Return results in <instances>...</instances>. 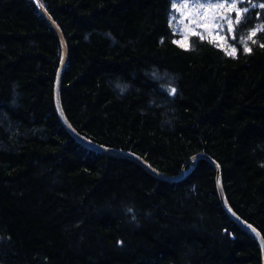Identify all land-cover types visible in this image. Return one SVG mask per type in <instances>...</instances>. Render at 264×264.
<instances>
[{
	"label": "trees",
	"instance_id": "obj_1",
	"mask_svg": "<svg viewBox=\"0 0 264 264\" xmlns=\"http://www.w3.org/2000/svg\"><path fill=\"white\" fill-rule=\"evenodd\" d=\"M38 1L68 42L74 129L169 176L206 153L264 238V0H234L229 49L196 33L181 43L173 0ZM59 41L33 0H0V264H262L208 161L173 184L67 133Z\"/></svg>",
	"mask_w": 264,
	"mask_h": 264
},
{
	"label": "water",
	"instance_id": "obj_2",
	"mask_svg": "<svg viewBox=\"0 0 264 264\" xmlns=\"http://www.w3.org/2000/svg\"><path fill=\"white\" fill-rule=\"evenodd\" d=\"M37 8L41 11L57 37L59 38L62 46V61L60 65V69L58 72L57 80H56V85H55V94H54V99H55V107L57 114L65 127V129L68 131V133L81 145L84 147L103 154L107 156H114V157H119V158H124L127 160H130L137 165H139L141 168H143L146 172H148L150 175L153 177L166 181V182H171V183H177L180 181L185 180L188 176L192 174V172L196 169L198 162L200 160H206L208 161L217 171V192L219 196V200L226 211V213L230 216V218L241 228L243 229L246 233H248L250 236H252L256 242L258 243L260 250H261V255H262V264H264V238L260 234V232L252 225H250L248 222H246L244 219H242L231 207L226 193L225 189L223 186L222 182V177H221V166L216 162L214 159L209 157L206 154H197L193 156L184 166L183 171L180 175L177 176H169L166 175L157 169L153 168L151 164H149L145 159L139 157L136 154H133L128 151H121V150H116V149H111L107 148L101 145H98L83 136H81L72 126V124L69 122L66 113L63 108V103H62V83H63V77L64 73L66 70L68 58H69V49H68V44L66 42V39L58 27V25L55 23V21L50 17V15L43 9L41 6L40 2L38 0H33ZM191 165V167L187 170V166Z\"/></svg>",
	"mask_w": 264,
	"mask_h": 264
},
{
	"label": "rangeland",
	"instance_id": "obj_3",
	"mask_svg": "<svg viewBox=\"0 0 264 264\" xmlns=\"http://www.w3.org/2000/svg\"><path fill=\"white\" fill-rule=\"evenodd\" d=\"M239 8V3L234 0H173L170 22L175 32L182 36L179 38L182 43L188 42L190 33H196L229 49L225 31L232 30L233 13Z\"/></svg>",
	"mask_w": 264,
	"mask_h": 264
},
{
	"label": "bare ground",
	"instance_id": "obj_4",
	"mask_svg": "<svg viewBox=\"0 0 264 264\" xmlns=\"http://www.w3.org/2000/svg\"><path fill=\"white\" fill-rule=\"evenodd\" d=\"M175 3V2H174ZM42 6V5H41ZM171 7V6H170ZM173 10V9H172ZM170 11V10H169ZM168 13V12H167ZM49 14V13H48ZM167 15H169V14H167ZM42 16V15H41ZM53 19V18H52ZM56 23V22H55ZM57 24V23H56ZM263 29V28H262ZM257 32H259V31H257ZM261 33V32H260ZM171 36V35H170ZM257 36V35H256ZM175 37V36H174ZM180 37H182L181 35H180ZM189 38V37H188ZM260 38V37H259ZM173 40V39H172ZM187 40V39H186ZM252 40V39H251ZM254 40V39H253ZM182 41L183 40H181V43H182ZM185 41V40H184ZM195 41V40H194ZM199 41H200V39H199ZM60 42V41H59ZM259 42H260V40H259ZM259 42H258V44H256V45H259ZM61 43V42H60ZM68 43V42H67ZM172 43H174L173 41H172ZM190 43V42H189ZM192 43H194V42H192ZM200 43H201V41H200ZM238 43V42H237ZM262 43V42H261ZM176 46V45H175ZM180 46V45H179ZM191 46H193V44L191 45ZM190 46V47H191ZM255 46V45H254ZM184 47V46H183ZM193 48V47H192ZM248 48V47H247ZM252 48H254V47H252ZM189 49H191V48H189ZM255 49V48H254ZM185 50V49H184ZM187 50V49H186ZM252 50V49H251ZM263 50V49H262ZM219 52V51H218ZM243 52V51H242ZM255 52V51H254ZM61 53V52H60ZM241 53V52H240ZM248 54V53H247ZM245 56V55H244ZM251 56V55H250ZM237 57V56H236ZM249 57V56H248ZM229 59V58H228ZM231 59V58H230ZM240 59V58H239ZM243 59V58H242ZM69 60V59H68ZM233 60V59H232ZM248 60V59H247ZM246 60V61H247ZM62 61V60H61ZM240 61H242V60H240ZM239 61V62H240ZM68 64V63H67ZM117 64V63H116ZM115 64V65H116ZM248 65V64H247ZM246 65V66H247ZM236 67H238V66H236ZM235 67V68H236ZM241 68V67H240ZM231 69V68H230ZM233 69V68H232ZM243 69V68H242ZM245 69V68H244ZM238 70V69H237ZM240 70V69H239ZM246 70V69H245ZM244 70V71H245ZM243 71V70H242ZM237 73H238V71H237ZM239 74V73H238ZM249 74V73H248ZM254 74V73H253ZM255 75V74H254ZM240 78V77H239ZM242 78V77H241ZM255 79V78H254ZM248 81V80H247ZM251 81V80H250ZM249 81V82H250ZM248 82V83H249ZM253 82V81H252ZM256 82H258V81H256ZM260 82V81H259ZM64 83V82H63ZM247 83V82H246ZM254 83V82H253ZM53 85H54V83H53ZM261 85V84H260ZM248 87V86H247ZM254 87H255V85H254ZM260 88V87H259ZM250 90V89H249ZM253 91V90H252ZM256 91V90H255ZM263 91V90H262ZM126 93V92H125ZM251 93V92H250ZM253 93V92H252ZM263 93V92H262ZM117 94V93H116ZM120 94V93H119ZM122 94V93H121ZM120 94V95H121ZM258 94V93H257ZM52 95H53V93H52ZM121 96H123V95H121ZM257 96V95H256ZM260 96V95H259ZM264 96V95H263ZM118 97H120V96H118ZM262 97V96H261ZM256 98H258L259 99V97H256ZM253 99V98H252ZM248 100H249V98H248ZM256 100V99H255ZM264 100V99H263ZM250 101V100H249ZM256 102V101H255ZM261 102V101H260ZM262 103V102H261ZM55 104V103H54ZM248 104H250L249 102H248ZM253 105V104H252ZM54 108H56V107H54ZM246 108H248V107H246ZM256 109V108H255ZM65 110V109H64ZM259 111V110H258ZM57 114V113H56ZM255 114V113H254ZM249 115H251V114H249ZM255 116V115H254ZM262 117V116H261ZM58 119V118H57ZM248 119H250V118H248ZM254 119V118H253ZM264 119V118H263ZM259 120H260V118H259ZM250 121V120H249ZM60 122V121H59ZM263 122V121H262ZM262 122H260V123H262ZM259 123V122H258ZM62 125V124H61ZM243 126V125H242ZM64 128V127H63ZM262 128V127H261ZM38 129V128H37ZM36 130V129H35ZM263 130V129H262ZM264 131V130H263ZM66 132V131H65ZM68 133V132H67ZM66 133V134H67ZM262 133V132H261ZM68 135V134H67ZM82 135H83V133H82ZM72 137V136H71ZM73 140V139H72ZM76 141V140H75ZM93 141H95V140H93ZM78 143V142H77ZM83 146V145H82ZM88 150V149H87ZM261 150H263V149H261ZM83 150H81V152H82ZM91 151V150H90ZM84 153H86V152H84ZM87 153H88V151H87ZM135 153V152H134ZM202 153V152H201ZM89 154V153H88ZM206 154V153H205ZM140 155V154H139ZM191 155V154H190ZM191 158V157H190ZM264 157H262V159H263ZM121 159V158H120ZM216 159V158H215ZM190 160V159H189ZM217 160V159H216ZM206 161V160H205ZM148 162V161H147ZM133 163V162H132ZM189 166V165H188ZM152 167H153V165H152ZM153 168H155V167H153ZM156 169V168H155ZM223 170V169H222ZM176 171V170H175ZM161 172V171H160ZM182 172V171H181ZM195 172V171H194ZM164 173V172H163ZM166 174V173H165ZM177 174V173H176ZM172 175V174H171ZM190 178V177H189ZM188 179V178H187ZM174 184V183H173ZM216 184H217V182H216ZM188 185V184H187ZM194 185V184H193ZM228 191V190H227ZM259 191V190H258ZM216 193V192H215ZM188 194H189V192H188ZM229 195V194H228ZM259 195V194H258ZM260 196V195H259ZM192 197H194V196H192ZM219 197V196H218ZM197 198V197H196ZM258 198V197H257ZM192 199V198H191ZM219 201V200H218ZM250 202V201H249ZM252 203V202H251ZM222 205V204H221ZM233 206H235V205H233ZM256 207H258L257 205H255ZM196 208V207H195ZM223 208V207H222ZM248 208V207H247ZM255 208V207H254ZM202 209V208H201ZM220 209V208H219ZM235 209V208H234ZM196 210V209H195ZM200 210V209H199ZM221 210H223V209H221ZM250 211V210H249ZM253 212V211H252ZM259 212V211H258ZM224 213V212H223ZM250 213V212H249ZM254 213V212H253ZM196 214H198V213H196ZM207 214V213H206ZM225 214V213H224ZM238 214V213H237ZM241 214V213H240ZM227 215V214H226ZM239 215V214H238ZM244 216V215H243ZM241 217V216H240ZM258 218V217H257ZM243 219V218H242ZM245 220V219H244ZM221 223V222H220ZM196 242V241H195ZM167 250V249H166ZM201 250V249H200ZM203 250H204V248H203ZM165 251V250H164ZM170 251V250H169ZM205 251H207L206 249H205ZM163 252V251H162ZM171 252V251H170ZM200 253V252H199ZM209 253V252H208ZM211 253V252H210ZM175 254V253H174ZM217 253H215V255H216ZM171 255V254H170ZM214 255V254H213ZM218 255V254H217ZM219 256V255H218ZM166 257V256H165ZM168 257V256H167ZM217 257V256H216ZM231 257V256H230ZM210 258V257H209ZM218 260V259H217ZM168 261V260H167ZM172 264V263H171ZM174 264V263H173ZM212 264V263H211ZM222 264V263H221Z\"/></svg>",
	"mask_w": 264,
	"mask_h": 264
}]
</instances>
